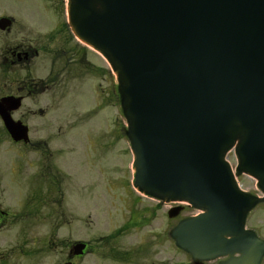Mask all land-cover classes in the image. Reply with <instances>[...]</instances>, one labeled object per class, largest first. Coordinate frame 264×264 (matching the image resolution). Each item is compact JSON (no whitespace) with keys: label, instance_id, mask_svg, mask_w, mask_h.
Listing matches in <instances>:
<instances>
[{"label":"water","instance_id":"obj_1","mask_svg":"<svg viewBox=\"0 0 264 264\" xmlns=\"http://www.w3.org/2000/svg\"><path fill=\"white\" fill-rule=\"evenodd\" d=\"M67 13L115 72L135 187L202 211L172 230L177 246L196 261L259 264L264 242L244 229L258 198L237 189L223 155L235 146L236 170L264 194V0H68ZM18 105L3 100L0 116L26 141L7 111Z\"/></svg>","mask_w":264,"mask_h":264},{"label":"flooded vegetation","instance_id":"obj_2","mask_svg":"<svg viewBox=\"0 0 264 264\" xmlns=\"http://www.w3.org/2000/svg\"><path fill=\"white\" fill-rule=\"evenodd\" d=\"M17 3L32 5L26 10L40 11L44 19L36 20L27 13L17 15L13 11ZM38 59L47 62L44 74L34 66ZM84 63L91 74L96 75L100 69L99 55L72 35L64 0L0 2V102L20 100L18 108L7 110L11 118H51L53 100L69 94V82L79 79ZM90 91L94 105L99 98L94 85ZM81 95L80 86L71 91L69 101ZM81 116L69 114L65 118ZM21 156L25 161L21 162ZM76 181L80 179L71 181L70 174L66 176L53 166L47 138L15 141L0 116V264L40 262L51 248L53 229L71 224L72 205L81 200L82 192L79 184L69 187ZM156 203L159 206H153L150 217L132 213L138 216L137 223L128 215L119 226L104 232L95 230L87 239L63 238L59 242L65 249L62 264H79L86 255L95 253L107 256L109 264H180L179 250L173 245L165 255L163 225L151 226L162 206ZM76 220V231L82 235L81 213ZM79 243L85 248L75 254ZM183 264L195 263L187 259Z\"/></svg>","mask_w":264,"mask_h":264},{"label":"rangeland","instance_id":"obj_3","mask_svg":"<svg viewBox=\"0 0 264 264\" xmlns=\"http://www.w3.org/2000/svg\"><path fill=\"white\" fill-rule=\"evenodd\" d=\"M14 1L0 0L4 5L13 4ZM29 7L32 5L17 3L13 6V11L21 16L24 13L34 15L36 20L44 19L40 11L26 10ZM85 48L87 47L85 46ZM46 64L45 60L38 59L34 66L39 67V72L44 74L47 72L46 69L43 70ZM99 64L100 69L96 75L91 74L85 63L83 64L79 79L69 82L68 87L71 89L70 92L68 90L69 94L66 97L53 100L51 118H17L28 125L31 141L48 139L52 152V164L58 172L62 171L66 176L70 174L71 181L75 178L81 181L69 184V187H76L79 184L82 191L81 200L79 199L75 206L72 205L74 209L70 212L71 224L57 230L53 229L51 248L37 264H62L65 249L59 242L63 238L67 237L72 240L82 237L87 239L95 230L104 232L107 228L119 226L123 217L128 215L131 216L133 223H137L138 216L132 213L150 217L149 213L157 204L149 197L138 194L131 188L132 155L127 139L121 133V125L124 128L125 122L116 83L103 59L99 58ZM92 85L99 97L94 105L90 91ZM80 86L82 95L78 96L76 100L69 101L71 91ZM113 94L115 95L113 96ZM66 107H70V110ZM69 114H81L82 116L80 118H65ZM20 159L22 162L26 158L21 156ZM227 160L232 172L235 173L237 161L232 150L229 151ZM235 179L240 189L249 191L255 196L263 195L256 186V182L247 175L235 173ZM176 205L183 206L178 213L179 220L199 212L193 206L183 203L167 201L162 203L151 226H159L160 223L163 225L165 255L168 246L172 245V240L168 239L166 230L169 226H173L177 219L168 220L166 211ZM158 206L157 204L155 208ZM79 213L83 217L82 235L76 231L78 223L76 219L79 217ZM247 220L246 226L254 228L255 234L264 240V201H258L249 213ZM187 259L182 252L178 253L180 264H183ZM224 259L226 257L203 262V264H217L219 260ZM79 264H109V260L107 256L103 257L95 253L86 255ZM261 264H264V256Z\"/></svg>","mask_w":264,"mask_h":264},{"label":"bare ground","instance_id":"obj_4","mask_svg":"<svg viewBox=\"0 0 264 264\" xmlns=\"http://www.w3.org/2000/svg\"><path fill=\"white\" fill-rule=\"evenodd\" d=\"M89 49H90L91 51H93L94 53L98 54V52H96L93 48L89 47Z\"/></svg>","mask_w":264,"mask_h":264}]
</instances>
